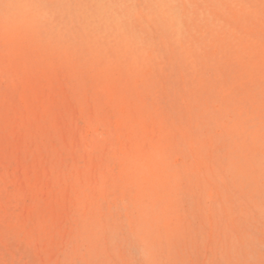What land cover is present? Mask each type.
<instances>
[{
    "label": "rangeland",
    "instance_id": "1",
    "mask_svg": "<svg viewBox=\"0 0 264 264\" xmlns=\"http://www.w3.org/2000/svg\"><path fill=\"white\" fill-rule=\"evenodd\" d=\"M0 264H264V0H0Z\"/></svg>",
    "mask_w": 264,
    "mask_h": 264
},
{
    "label": "bare ground",
    "instance_id": "2",
    "mask_svg": "<svg viewBox=\"0 0 264 264\" xmlns=\"http://www.w3.org/2000/svg\"><path fill=\"white\" fill-rule=\"evenodd\" d=\"M88 139V138H87ZM4 145V144H3Z\"/></svg>",
    "mask_w": 264,
    "mask_h": 264
}]
</instances>
